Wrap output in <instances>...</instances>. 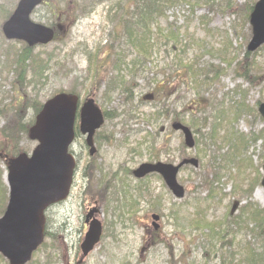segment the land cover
I'll list each match as a JSON object with an SVG mask.
<instances>
[{
	"label": "rangeland",
	"instance_id": "rangeland-1",
	"mask_svg": "<svg viewBox=\"0 0 264 264\" xmlns=\"http://www.w3.org/2000/svg\"><path fill=\"white\" fill-rule=\"evenodd\" d=\"M18 1L0 0V149L30 154L36 147L20 130L28 127L34 117L29 100L41 105L55 92L76 91L81 100L93 96L106 115L95 136L97 155L93 159L87 154L83 137L74 140L71 150L79 158V165L71 193L47 213L48 238L29 264H77L82 256L79 246L87 231L84 215L92 207L98 210L95 216L103 224V235L80 264H219V256L214 254L205 253L210 262L203 261L209 231H197L202 225L194 226L196 212L205 215L207 224H222L229 213L232 219L239 216L241 207L248 202L264 209V188L259 181L249 201L235 196L236 191H249L254 179L248 177L243 184L248 174L255 178L258 170L261 181L263 142L249 144L245 150L236 147L238 161L243 160V155L250 157V166L253 165L237 170L218 158V154L227 153L223 143L218 141L215 147L205 138L214 127L221 137L227 129L235 136H251L264 129V120L257 111V105L264 102V46L247 54L252 31L245 18V14L250 15L248 8L252 9L258 0H236L232 9L226 7V0H212L211 8L196 0L202 6L195 8L193 14L185 5L169 10L168 23L185 29L186 38L193 44L185 58L203 71L200 80L205 84L194 88L187 70L174 67L170 44L166 51H157L152 62H144L145 68H141L136 79L127 77L131 98L120 90L108 95L105 73L99 72V78L94 79V65L88 72V57L99 55L100 62L112 59L109 38L115 29L108 10L115 7L117 0L97 6L91 0H43L31 20L48 27L58 23L62 29L57 31L54 42L30 51L21 42L7 40L1 29ZM244 5L247 9L242 8ZM165 23L162 21L163 26ZM221 55L234 62H223ZM102 67L104 64H100ZM42 75L47 79L40 78ZM114 75L113 71L109 77ZM148 95L152 99H144ZM237 104L246 106L247 112L235 121L232 112ZM163 106L166 111H162L158 122L148 119ZM221 110H227L233 119L214 125ZM174 122L191 129L197 144L193 149L185 148L183 136L172 129ZM182 158L196 159L199 168L186 167L178 174V182L185 189L181 200L173 197L159 176L137 180L132 175L141 163L178 164ZM215 173L219 183L213 185L219 195L206 201L207 182L214 179ZM4 177L2 173L6 187ZM126 192H133L136 200L135 214L130 216H123L118 209ZM175 211L180 213L176 216ZM154 213L160 215L156 231L151 224ZM245 225L250 232L236 233L234 228L235 240L230 241L233 237L228 236L217 247L236 251L244 238L251 236V241L256 240L255 225ZM5 263L0 259V264Z\"/></svg>",
	"mask_w": 264,
	"mask_h": 264
},
{
	"label": "water",
	"instance_id": "water-1",
	"mask_svg": "<svg viewBox=\"0 0 264 264\" xmlns=\"http://www.w3.org/2000/svg\"><path fill=\"white\" fill-rule=\"evenodd\" d=\"M42 0H19L9 19L3 24L2 32L7 40L26 43L29 47L47 45L54 38L52 28L31 20L33 11ZM252 37L247 46L254 52L264 45V0H258L249 17ZM78 97L57 94L46 101L29 129L28 137L37 146L30 156L20 154L9 161L6 183L9 189L8 204L0 218V254L9 264H27L33 253L44 241L45 212L63 202L69 195L75 169V161L69 153L74 140V124L78 110ZM264 119V102L258 107ZM104 122L101 110L93 99L86 100L79 110V132L86 136L90 156L94 155L93 137ZM173 129L180 131L185 146L192 149L195 145L190 129L175 123ZM190 165L198 168L196 159H184L176 166L162 162L143 163L133 175L137 179L149 174L162 177L166 187L176 199H183L184 188L178 183L179 170ZM264 174V166L262 167ZM264 188V176L261 181ZM96 210L86 216L88 231L80 246L82 258L88 256L99 243L102 235L101 223L93 218ZM154 228L159 216L152 215Z\"/></svg>",
	"mask_w": 264,
	"mask_h": 264
},
{
	"label": "trees",
	"instance_id": "trees-1",
	"mask_svg": "<svg viewBox=\"0 0 264 264\" xmlns=\"http://www.w3.org/2000/svg\"><path fill=\"white\" fill-rule=\"evenodd\" d=\"M112 1L115 2V0H91V3L93 6H97L98 4ZM226 1V7L228 9H232L235 6L234 4L236 0ZM200 2L201 4H204V6H208L209 8L212 7V0H201ZM201 4L196 0H117L115 7L112 6V8L108 11L110 23L112 24V26L114 25L115 29V31H113L111 35V38H109V41L112 40V42L110 41L109 44L111 49L110 58L112 59L109 61L100 62L98 61L99 55L88 57V72H90L89 67L94 65V79L99 78V72L102 71L105 73L106 80L104 79V81H107L106 91L108 95L113 94L116 90H120L121 92L124 91V94L130 95L131 98V88L126 85V83L128 82L127 77L136 79L137 73L141 71V68H145L146 63L144 62L146 60L152 62V57L154 54H156L157 51L158 53H160L162 49L166 51V49H168L171 44V50L174 54V58L172 61L174 67H184L191 77V82L194 88L201 87L204 82L200 80V76H202L200 74L203 73V71L197 69L194 61H189L185 58L187 49L193 45L192 42H190L186 38V30L174 27V25L170 24V22L168 23L167 21V12L172 8L185 5L189 8L190 13L193 14L194 9L202 6ZM85 7L86 5L83 8L85 9ZM247 7V5H244L242 8L247 9ZM251 10L252 9L249 7L248 12H251ZM51 15L57 16L56 14ZM246 17L248 20L249 16L245 14V18ZM58 18L59 17L57 16L56 19ZM162 21L166 22V25L163 26ZM52 26H54V24H52ZM55 40L56 38L54 39V41ZM25 49H28L30 51V49L32 48L25 46ZM107 54H110V52ZM247 54L249 55V52H247ZM247 58L248 57H246V59ZM220 59L223 62H234V59L227 61L225 58H223V55H221ZM100 64H104V67L100 68ZM113 71L116 73V75H114V77H109V74ZM124 72H126V75H123ZM245 72L248 73V71ZM240 77L245 78L244 75H240ZM40 78L44 80L47 79V77L43 75ZM153 89L157 90L156 87H154ZM59 92H55V94ZM70 93L76 94V91H70ZM55 94H52V96ZM164 100L165 98L163 99V101ZM28 106H30V108L33 110L35 117V115L40 111L42 104L37 105V103L34 104L32 100H29ZM162 111H166L164 106L161 107L158 112L149 116L148 119H152L155 122H158L159 119L163 117ZM226 111L221 110L219 112L218 119L214 125L220 124L219 126H221L222 123H226L232 118V116L229 115V113ZM243 112H247L246 106L237 104L236 111L232 112V115L235 116V121L239 119L240 115ZM34 117L30 120L29 125L33 123ZM20 130L24 133H21L23 134V137H27L28 127H23ZM216 130V127H214L212 129V132L207 134L205 138L206 140L209 139V141L213 145H215V147L217 146L218 141L223 143V147L227 148V153L225 155L218 154V158H220L221 161H224L225 164L229 163L230 165H232V169L236 168L237 170H240L243 165H245L247 168H251L253 166H250V162L252 163V159L250 157L246 159L242 155L243 160L238 161L234 153L236 147H242L243 150H245V147L247 145H254L259 140H261L263 142L262 151L264 153V129L260 133L252 134L251 136H245L239 133L236 136L234 134L231 135L228 132L229 129H227V133L224 134L223 137L219 136L216 133ZM261 160H263L264 162V156L261 157ZM217 175L218 173L213 174L212 177H214V179L207 182L208 193L205 199L206 201L219 195V190H215L217 187L213 185L215 182L219 183V177H217ZM256 175L257 176L255 178H251L248 174V176L244 178L243 184L247 182L248 177L252 180L254 179V181L252 182V185H250V189L248 192L243 190L236 191L235 196L239 200L243 199L249 201V197H251L253 187L258 181L260 182V174L258 173V170H256ZM248 184L249 183L245 185ZM132 193L133 192L125 193L124 200L118 208L123 213V216H130L132 214H135L134 209L136 206V200L132 197ZM243 195L245 196L240 198V196ZM147 196L150 197V194H147ZM6 201L7 188L2 182V177L0 174V215L4 211ZM174 213L177 216L180 211H175ZM241 216L245 217L242 218ZM194 218L195 219L193 220V223L196 228H199V226L202 225V228L197 231L201 232V234L205 230L209 231L208 237L205 236L206 238H208L209 243L207 245V250H205L203 254V261L210 262V260L205 257V253H207V255H218L219 264H264V240L261 238L264 237V209H260L256 204H249L248 202V204L241 207L239 216H237L235 219H232L229 213L227 216H225L226 221L224 220L222 224H215L216 222H210L209 224H207L208 221L206 220L205 215L199 211L196 212ZM227 219L230 221H228ZM248 222L255 225L254 229L255 231H258L256 240L251 241V236H249L248 238H244L238 244L239 248L236 251H226L224 250V246L217 247V244L221 243L222 241L225 242L228 236H234V228H236V233H242L244 230L245 232H250L247 230L248 225H245V223L247 224ZM223 224H227V226H224ZM47 231L48 229L46 230V238H48ZM233 240H235V237L231 238L230 241ZM42 247H44V245ZM235 254L238 255V258L234 257ZM0 259L4 261L1 256Z\"/></svg>",
	"mask_w": 264,
	"mask_h": 264
},
{
	"label": "flooded vegetation",
	"instance_id": "flooded-vegetation-1",
	"mask_svg": "<svg viewBox=\"0 0 264 264\" xmlns=\"http://www.w3.org/2000/svg\"><path fill=\"white\" fill-rule=\"evenodd\" d=\"M61 26V25H60ZM60 28V30L62 29V26L61 27H59ZM105 115V114H104ZM104 118H105V120H106V117L105 116H103ZM98 132V131H97ZM96 132V133H97ZM76 135H78L79 137H82L79 133H78V130H77V128H76ZM95 136H96V134H95ZM95 136H94V138H93V143H94V148L96 149V152H95V154L94 155H92V156H90V147L89 148H87V154H88V156H89V158H91V159H93L96 155H97V148H96V143H95ZM98 137V136H97ZM83 139H84V137H83ZM84 143H85V141H84ZM85 146H86V144H85ZM72 154H73V152H72ZM17 154H14V153H12V152H10V151H7V150H4V149H0V161H1V166L0 167H3V169L4 170H6V168H7V165H8V160H10L11 158H14L15 156H16ZM73 156L75 157V160H76V164L77 165H79V158H77V156L75 155V154H73ZM182 161V160H181ZM172 164H174V163H172ZM186 167H189V166H184L183 167V169L184 168H186ZM149 176H158L157 174H150V175H148V176H146L145 178H147V177H149ZM91 209V208H90ZM90 209L88 210V212L90 211ZM4 212V211H3ZM87 212V213H88ZM3 214V213H2ZM84 217H86L85 215H84ZM84 226H86V224H85V221H84Z\"/></svg>",
	"mask_w": 264,
	"mask_h": 264
}]
</instances>
